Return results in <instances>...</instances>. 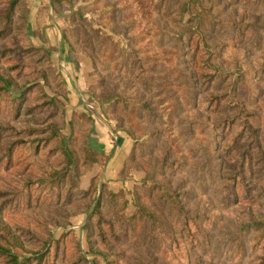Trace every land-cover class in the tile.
I'll return each instance as SVG.
<instances>
[{
  "label": "rangeland",
  "instance_id": "rangeland-1",
  "mask_svg": "<svg viewBox=\"0 0 264 264\" xmlns=\"http://www.w3.org/2000/svg\"><path fill=\"white\" fill-rule=\"evenodd\" d=\"M0 78V264H264V0H0Z\"/></svg>",
  "mask_w": 264,
  "mask_h": 264
},
{
  "label": "trees",
  "instance_id": "trees-1",
  "mask_svg": "<svg viewBox=\"0 0 264 264\" xmlns=\"http://www.w3.org/2000/svg\"><path fill=\"white\" fill-rule=\"evenodd\" d=\"M17 2H18V1H15V2L12 3L13 7H14L15 5H17ZM0 79H1V78H0ZM6 82H7V81H6ZM7 85H8V87H11V83H10V82H7ZM67 155H68L69 158H71L73 154H72L71 152L67 151ZM0 252H1V253H4V254H7L8 256L13 257V259H14L15 262L17 261V260H16V259H17V256L13 255L12 250L3 247L1 244H0ZM263 261H264V260H263ZM16 264H17V263H16Z\"/></svg>",
  "mask_w": 264,
  "mask_h": 264
}]
</instances>
